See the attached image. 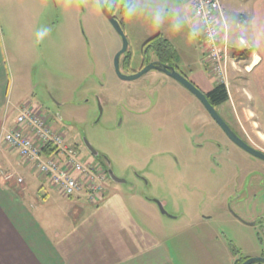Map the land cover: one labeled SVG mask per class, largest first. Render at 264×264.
Returning <instances> with one entry per match:
<instances>
[{
    "label": "rangeland",
    "instance_id": "obj_1",
    "mask_svg": "<svg viewBox=\"0 0 264 264\" xmlns=\"http://www.w3.org/2000/svg\"><path fill=\"white\" fill-rule=\"evenodd\" d=\"M125 1L126 12L119 19L124 23L128 54L134 56L135 67L150 39L172 34V38L181 37L178 42L173 40L181 54L177 60L194 62L204 82L197 76L198 70L195 74L180 66L187 78L205 94L219 84L205 62L202 31L197 19H191L190 0ZM250 1L222 0L226 16L222 31L230 34L227 40L233 61L235 51L245 50L243 45L249 47L245 39L239 41V48L232 41L237 37L233 31L237 23L250 24ZM26 2L0 0V68L10 77L3 87L7 104L0 112V127L4 121L6 128L15 125L21 111L31 108L53 132L65 135L68 146L83 152L82 163L108 171L102 157L95 160L86 150V139L108 158L115 176L125 181L119 184L107 178L104 196L93 205L86 198H61L17 153L15 169L2 174L5 170L0 162L4 181H14L19 188L32 183L33 190L49 192L45 211L55 218V226L45 228L46 232L78 238L82 253L90 248L81 239L87 235L94 243L92 252L99 256L117 254L126 245V231L130 229L133 236L137 233L134 224L147 242H156L154 252L164 257L162 264H197L203 262L202 258L220 257L221 252L208 248L194 233L201 229V223L210 222L232 242L234 250L241 251V243L253 239L257 247L251 258L264 257V222H258L264 206L259 205L258 213L247 214L246 209L241 212L244 208L236 206V197L246 189L248 193L264 194V161L234 144L199 99L174 79L162 74L134 82L120 79L114 62L123 42L103 14L99 0H46L42 7ZM42 14L34 36H22L21 25ZM12 31L16 32L13 36L9 35ZM27 40L30 44L23 45ZM236 65L225 76L226 86L235 107L242 109L253 101L249 97L250 60L237 61ZM223 108H218L220 115ZM234 114L235 124L249 141L256 142L241 110ZM227 123L238 133L234 121ZM18 178L24 180L22 185L17 183ZM154 201L164 204L168 215H163ZM75 210L80 211L78 216ZM228 212L242 223L258 224L240 230L233 226L236 221ZM88 223L93 228L84 233L83 225ZM249 246L255 247L251 243ZM71 247L76 251L74 242L67 246ZM235 258L236 264L249 259L240 253ZM218 264L223 262L219 260Z\"/></svg>",
    "mask_w": 264,
    "mask_h": 264
},
{
    "label": "crops",
    "instance_id": "obj_2",
    "mask_svg": "<svg viewBox=\"0 0 264 264\" xmlns=\"http://www.w3.org/2000/svg\"><path fill=\"white\" fill-rule=\"evenodd\" d=\"M26 3L28 6L42 7L46 4V0H28ZM249 3H251L249 9L250 17L248 20L250 24L237 23L236 28L233 30L237 35V40L234 38L232 42L239 48V46H242L239 41H244L245 39V44L249 46L246 47V45H243V49L246 48L247 50H242L240 48L237 50L238 52L249 51V57L237 60L242 62L250 60L251 67L249 68L248 74L252 79V89L249 97L253 98V101L250 102L248 107L246 106L242 109L236 108L229 93L230 100L222 105L224 107V113L221 116L225 117L223 118L227 120L226 122L234 121V126L237 128L238 132L237 134L249 145L264 152V121H262L264 112L260 113L261 110L264 111V0H252ZM42 16L43 14L21 25V35L33 37L36 29L40 28L39 22ZM191 19H193V13L191 14ZM2 32V24L0 23V33L2 34ZM15 33L16 32L12 31L9 35L13 36ZM226 34L230 36L229 32H226ZM159 35L163 41H167L174 50L181 55L179 50L176 49L173 41L175 40L178 42L181 38L180 36L172 38V34ZM14 42L15 40L13 43ZM29 44V40L23 43L25 46ZM178 66L190 69V71L195 74L196 70H198V66H196L194 62L193 65L190 64L186 58H180ZM201 74L202 71L199 68L197 76H199V78L201 77L203 79L202 82H204V78ZM9 81V74L4 69L0 68V112L7 104V100L5 101L6 92L3 87L8 84ZM236 84L239 87L241 83L236 82ZM210 91H212V89L207 93ZM237 109L241 110V116H244V121L249 127L250 132L257 138L256 142L254 140L252 142L249 141L247 138L248 135L246 137L243 132L244 130L235 124L236 115L234 111L236 112ZM14 154V152H8L0 155V162L5 170L2 174H5L8 169L11 170L16 166ZM33 170L36 174V170ZM2 178L3 177H0V264H124L125 260L126 264H162L164 262V257H162L160 253L156 254L154 252L156 242L150 240L147 242V238L143 236L140 228L134 224L133 228L137 233H134L135 236H133L130 229L126 231V245L124 243L123 247L119 248L117 254L96 255L92 252L94 243L92 244L91 238L87 235H85L87 238L83 236L81 239L83 242L87 241L90 248L82 253L78 246V238H62L58 231L54 232L51 230L54 233L49 234L46 232L45 228L51 229L55 226V218L50 215L49 212L45 211V208L49 205L47 202L49 192L45 191V193H42L40 191H35V189L33 190L32 183L24 185L23 188H19L14 181L10 180V182H6ZM47 185L49 186L48 183ZM61 198L76 200L86 197L64 198L61 196ZM73 213L75 216H78L80 211L75 210ZM227 215L236 221V224H233V226L240 230L248 227H255L242 223L231 216L229 212ZM200 225H202L201 229L198 232H194L196 233L195 236L197 239L207 244L208 248L213 250L217 249L219 253H221L219 258H215L214 256V259H210L211 257L209 259L202 258L203 262H198L197 264H218L219 260H221L223 264H236V254L240 253L243 258H251V256L255 254L252 252L257 246L256 243H253V239H247L242 242L241 251H236L233 248L232 242L222 236L218 228L213 229L212 226H210V222H204V224L201 223ZM92 228V225L88 223L85 224V226L83 225L82 231L85 233ZM51 234H53V238ZM72 242H74L76 248L74 252H72V247L67 248ZM249 243L254 244L255 247L251 248ZM141 252H147L149 256L145 257L146 255L143 253L141 254Z\"/></svg>",
    "mask_w": 264,
    "mask_h": 264
},
{
    "label": "built area",
    "instance_id": "obj_3",
    "mask_svg": "<svg viewBox=\"0 0 264 264\" xmlns=\"http://www.w3.org/2000/svg\"><path fill=\"white\" fill-rule=\"evenodd\" d=\"M193 18L201 28L200 40L204 58L209 70L220 83H226L225 76L236 68V60L230 57L231 45L223 26L226 25L222 0H190ZM48 146L55 151L47 155ZM17 153L20 159L46 179L49 186L64 198L85 196L96 205L106 191L107 173L80 160V152L67 145L63 134L53 132L41 115L33 109L21 111L15 125L6 128V121L0 127V155ZM10 182V181H8ZM24 180L18 178L22 185Z\"/></svg>",
    "mask_w": 264,
    "mask_h": 264
},
{
    "label": "water",
    "instance_id": "obj_4",
    "mask_svg": "<svg viewBox=\"0 0 264 264\" xmlns=\"http://www.w3.org/2000/svg\"><path fill=\"white\" fill-rule=\"evenodd\" d=\"M101 10L105 17L109 20V22L112 24L113 28L117 32V34L121 37L123 42V48L122 50L116 55L115 58V68L116 73L119 76L120 79L126 82H134L136 80H139L143 76L153 72L158 71L161 73H165L170 78L177 81L179 84H181L184 88H186L188 91H190L196 98L199 99V101L202 103V105L205 107L209 115L212 117V119L216 122V124L223 130V132L228 136V138L236 144L238 147L243 149L244 151L248 152L252 156L263 160L264 161V152L255 149L251 145H249L246 141H244L234 130L233 128L226 122V120L219 114L217 109L210 103V101L207 98V95L203 93L194 83H192L189 79H187L185 76H183L176 68L168 67L164 64H150L145 69H143L141 72L135 75L131 76H125L120 71V58L122 55L128 52L129 50V42L126 38V35L124 33L123 27L121 23L115 18V16L112 14V12L108 9L105 0H99ZM103 110L100 105V117L102 116ZM100 119L98 120V122ZM85 143L90 150V152L96 156L99 157V153L92 147V145L85 139ZM103 159L107 162L108 166V176L109 178L116 183L124 184L125 181L122 179H119L115 176L114 172L111 169V164L108 160V158L103 156ZM159 208L163 215H168V213L165 210L164 204H162L159 201H154ZM247 225L254 226L256 223H247L244 222ZM243 264H264V257H253L247 259Z\"/></svg>",
    "mask_w": 264,
    "mask_h": 264
},
{
    "label": "flooded vegetation",
    "instance_id": "obj_5",
    "mask_svg": "<svg viewBox=\"0 0 264 264\" xmlns=\"http://www.w3.org/2000/svg\"><path fill=\"white\" fill-rule=\"evenodd\" d=\"M122 1H125V0H105L108 9L112 12V14L121 23V25L123 27L124 23L121 22V20L119 19V16L122 13L126 12L125 11L126 4L122 3ZM123 30H124V27H123ZM154 38H152V39H154ZM152 39H150L146 44H148ZM160 41L162 42L163 40L160 38V40H158L157 42H152V43H150L147 46H145L146 44L143 46L141 61L136 67L133 65L132 61H131V64H132L131 66L128 67V64H126V62H127L126 58L130 57L128 55V52L125 53L124 55H122L121 58H120V71H121V73L123 75H125V76L126 75L127 76H131V75L138 74L139 72H141L143 69H145L150 64H156V65L157 64H164V65H166L168 67L176 68L183 76H185L187 78L186 74L179 67L176 66V63H175L176 57L174 55L173 56L166 55L164 53V51L161 49V44L162 43ZM122 48H123V46H122ZM178 56H180V55L178 54ZM133 58H134V56H133ZM114 68H115V62H114ZM115 71H116V68H115ZM151 74H153V75H155V74L166 75L165 73H161V72H158V71H153V72L143 76L140 79H144V78L150 76ZM166 76H168V75H166ZM124 82H126V81H124ZM97 102H98V98H97ZM83 143H84V146H85L86 150L91 154V156L95 160H99L101 157L103 158V156H101V155H99V157H96L90 152V150L88 149V147H87V145L85 143V139L83 140ZM81 153H83V152L80 151V154ZM236 200H237L236 206L244 208L243 210H241V212H243L246 209L245 210L246 214L247 213H254V212L258 213V212H260L261 207L264 206V194H260L258 192L255 194L252 191L250 193H248L247 189L245 190L244 194H239L236 197ZM243 216H245V215H243ZM235 217L238 220H240V218L237 215ZM254 222L256 223V221H253V222H250V223H254ZM258 222H262V223L264 222V215L263 214L258 217ZM258 222L254 226H257Z\"/></svg>",
    "mask_w": 264,
    "mask_h": 264
},
{
    "label": "trees",
    "instance_id": "obj_6",
    "mask_svg": "<svg viewBox=\"0 0 264 264\" xmlns=\"http://www.w3.org/2000/svg\"><path fill=\"white\" fill-rule=\"evenodd\" d=\"M158 40H160V35L156 36L154 39H152L145 46L149 45L152 42H156ZM161 43H162L161 44V49L164 51V53L166 55H171V56L174 55L176 57V59H175L176 66L179 67L178 66L179 59L177 60V58L179 56H178V53L176 52V50H174V48L167 41H162ZM128 55L130 57L126 58L127 59L126 64H128V67H129V66L132 65L131 61L133 62V56H132L131 53H129ZM233 55H234L233 58L236 61H238L237 59H240V58H248L249 55H250V52L249 51H246V52H244V51L243 52H238L237 51ZM176 60H177V62H176ZM206 95H207V98L210 101V103L217 109V111H218L219 107H221L222 105L226 104L230 100V96H229V92H228L227 86L224 83H220V82L212 91H210ZM54 151H55V148H53L52 146H48L47 149H46V154L50 155ZM44 180L46 181V179H44ZM246 260L247 259H245L241 264H243Z\"/></svg>",
    "mask_w": 264,
    "mask_h": 264
}]
</instances>
